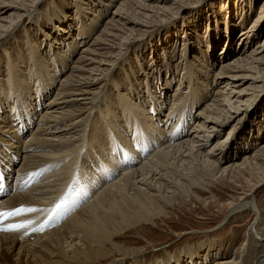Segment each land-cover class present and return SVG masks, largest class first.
I'll list each match as a JSON object with an SVG mask.
<instances>
[{"label": "bare ground", "instance_id": "6f19581e", "mask_svg": "<svg viewBox=\"0 0 264 264\" xmlns=\"http://www.w3.org/2000/svg\"><path fill=\"white\" fill-rule=\"evenodd\" d=\"M41 1L0 0V42L15 32L26 15L31 18V14H35L36 18L35 10ZM167 4L168 0H119L117 5H107L108 11L112 9L110 18L96 31L90 44L82 47V54L77 53L75 61L72 60L76 51L73 47L78 45L71 40L67 42L66 52L54 54L52 64L43 63L38 51L30 49L33 62L29 70L19 66L20 61L14 64L9 51L4 50L8 68L3 70L0 65V264H124L127 258L137 263L140 250L123 247L114 241L126 227L141 221L151 222L153 217L166 214L173 203L197 197L198 191L205 190L204 185L225 181L237 183L245 177L244 172L257 178L251 191L264 185V145L242 159H238V147L232 148V151L238 150L236 154L231 151L233 156L225 151L227 140L249 103H255L259 96V92L254 94V91H264V39L246 50L251 48L249 40L255 34L252 28L240 30L238 46L241 45V52L236 58L225 59L222 65L219 62L217 73L212 75L216 71L212 68L201 74L188 73L185 93L179 89L182 92L168 96L170 82L165 79L157 90H149L147 99L142 100V93L131 81L129 94L127 88L123 91L116 86V98L108 97L100 106L104 95L97 89L108 83L122 54L119 50L117 53L110 50L122 47L134 33H145V23L150 20L171 14L174 3ZM29 8L31 13H28ZM258 11L253 25L264 18V1ZM90 26L83 29L87 35L96 27ZM60 30L64 34L65 31ZM45 37L50 36L45 34ZM50 44L52 51L54 45ZM18 56L21 61L25 60L22 53ZM226 57L224 53L222 58ZM62 74L66 75L61 79ZM28 75H31L29 79ZM224 77L226 80L222 81ZM237 80H249V84L240 89ZM210 85L215 86L212 92ZM168 101L174 112L162 114ZM188 104L197 109L191 129L180 135L175 143L161 144L168 143L176 130L173 128L174 115ZM42 105L45 111L38 114ZM35 116L37 122L27 136L25 133L33 126ZM129 122H135L132 145L139 146L134 157L143 154L149 145L162 146L152 151L148 160H140L143 162L140 166L125 172L133 159L128 150L133 147L117 144L114 135L124 133ZM227 122L231 123L226 137L219 138L220 129ZM108 132L112 136H107ZM23 135L24 142L19 145ZM212 141L211 147L204 152ZM225 161L228 162L224 164ZM49 169L46 176L44 173ZM109 172L116 180L105 187ZM119 172L120 176H115ZM42 174L44 176L38 181ZM251 191L245 195H250ZM245 198L241 197L237 204L230 203L225 217L251 210L255 205ZM61 202L62 208L56 210ZM254 210L255 218L246 234L251 235L253 230L252 236L260 245L255 244L254 250H245L247 257L244 259L222 258L212 264H264V239L258 229L261 217L258 208ZM60 221L62 223L58 224ZM13 224L23 226L3 230ZM191 251L166 257V264L173 261L180 264L181 256L192 258L198 252ZM257 255L262 258L258 259Z\"/></svg>", "mask_w": 264, "mask_h": 264}, {"label": "rangeland", "instance_id": "374dc122", "mask_svg": "<svg viewBox=\"0 0 264 264\" xmlns=\"http://www.w3.org/2000/svg\"><path fill=\"white\" fill-rule=\"evenodd\" d=\"M117 1L119 2V0H42L35 10L37 12L36 18L34 16L35 14H31V18L29 15H26L22 21L23 23L16 27L14 33L3 37V40L1 39V69L5 67L8 68L7 56L4 50L9 51L8 53L14 64L20 61V64L18 63L19 66L29 70L32 67L31 62H33L32 58L30 59V49L36 52L38 51V58L40 57L43 63L50 62L49 64H52L54 54L66 52L67 42L71 43V41L77 42L78 45L77 48L73 47L76 51L74 52L75 55H72V60L75 61L78 54L79 56L82 54L83 48H85L84 46H88V43L90 44L89 41H92L94 36L96 37L98 33H96V31L100 30L101 26H105L107 23L106 21L110 18L112 9L110 8V11H108L107 5L108 7L111 3L117 5ZM263 1L264 0H168L166 6L174 3V5H172L171 14H166L158 19L150 20V22L145 23V25H147L145 27L147 30L145 33L142 31L140 34L134 33L122 43V47L110 50L112 53H117V50H119L122 54L117 64L114 66V71L108 83L106 82V85H103L104 88L101 85L97 89H101L103 92L102 95H104L100 106L108 100V97H113L112 99H115L118 88L123 91L127 88V93L129 94V88H132L130 86L131 81L133 85L137 86L136 88L138 91L142 93V100H145L147 99L145 97L149 93V90H157V86L165 82V79L168 83L170 82L167 95L171 96L176 92L179 93L184 91L185 93L187 87L185 85H188V79L186 78L189 77V74H201L203 70H211V68L212 70H216L212 75L215 72L217 73L219 62L220 65H222L226 62H223L225 59L236 58L235 56H238V53L241 52V45L238 46V41L241 39L240 30H249V28H252L255 32L253 36L251 33L253 38L251 37L252 40H249L251 41L249 43L251 48H247L246 50L252 49L256 43L264 39V18H262L257 25L252 24L255 17H257L258 10ZM31 10L32 9H30L28 13H31ZM77 10H81L82 12L80 11V13ZM93 23L98 28H96ZM89 24L95 28L87 35L83 29H87V27L90 28L91 26ZM60 29L65 31L64 34ZM257 31L258 34H256ZM44 33L50 37H45ZM120 34L122 33L120 32ZM55 37L58 38L56 39L57 42L56 40L54 42L51 40ZM50 43L54 45L52 51L49 49ZM21 53L25 58L24 61L18 58V55ZM224 53H226V58H222ZM28 61H30V63ZM191 64L194 65V69H192L193 65ZM210 64L214 66L210 67ZM28 65H30V67H28ZM52 68L51 66L50 70ZM3 72L4 74L7 73L6 71ZM239 72L240 74L246 73L242 71H238L237 73ZM186 73L189 74L187 75ZM66 74H62L63 76L61 79L64 78ZM29 77H31V75H28L27 78L29 79ZM57 77L56 81L59 80L60 74ZM224 80H226L225 77L222 78V81ZM236 82L239 83L238 88L240 89H245L249 84V80H243V82L242 80H237ZM55 86L56 82L53 83V87ZM210 87H212L210 90V92H212L215 86L210 85ZM175 88H178V90ZM262 89L264 90V87ZM258 92L259 96H257V100L255 103H249L248 109L242 120L236 125L235 131L229 136L226 143L225 151H228L230 155L236 154L238 150L240 151L238 159H242L244 155L247 154V156H251L256 152L258 147L264 145V91L260 92L256 90L254 94H258ZM47 98V96L44 98L43 103ZM44 106L45 105H42V113L39 112L38 114H43L45 111ZM169 106L170 101L164 106L162 114H166L169 111L172 113L174 112V110H170ZM178 111V114L176 113L174 115L175 124L173 128H176V130L168 140V143L162 141L163 143L161 144L163 145L175 143L180 135L187 133L189 128L191 129L193 126L191 123L195 120L194 116L197 113V109L194 108V106L192 107L191 104H188L185 107H180ZM37 116L34 117L33 126L25 135H31L30 133H32L31 131H33L37 122ZM230 123L231 122H227L225 126L220 129L219 138L223 139L226 137V130L230 128ZM134 125L135 122H129L127 130H125L124 133L122 132V134L117 133L114 135V137L116 136L114 140L117 144L121 142L133 147L132 150L125 148L131 152L133 158L125 169L126 171L124 170L125 172L138 167V165L140 166V162L143 163L140 160H148L155 150L162 146L160 144L149 145L145 148L143 154L134 157L133 155L139 151L138 145H132V129ZM25 135L22 136L19 145L24 142ZM108 135L110 136L111 133L108 132L107 136ZM124 135L126 136L123 137ZM212 144L213 141L207 145L204 152L207 151L208 147H211ZM233 147H238V150L232 151ZM20 159L21 156L18 157V161ZM95 162L96 160L94 163ZM138 162L139 164H137ZM227 162L228 161H225L223 163L225 164ZM14 167L12 168L13 172L16 171ZM128 168L129 170L127 171ZM50 171L49 169L44 174L49 175ZM125 172L123 173L125 174ZM44 174L39 176L38 181ZM120 174L119 172L115 176L119 177ZM243 175L245 177L239 179L237 183L225 181L224 183L204 185L205 190L198 191L199 193L195 191L197 192V197L190 196L182 202L177 201L173 203L172 206L167 208L166 214L153 217L151 222L141 221L123 229L121 233L114 238V241L121 244L123 247L140 250L141 252L138 258H142V261L139 259L137 263H134V261L131 260L132 258H127V260H124V264H152L155 261L160 264H166V257L176 255L179 252L181 254L184 250H193V252L191 251L193 254L195 250H198V252L195 253V256L192 258L181 256L180 264H212L215 260L235 256L238 258L241 257V259L246 258L247 254L245 255V250H254L257 245H260V242L255 240L257 238L252 236L254 233L253 230L252 233L250 232L251 235L246 234L249 233V226L255 218L256 210L254 209H256V207L261 217L258 229L260 230V235L263 234L262 238L264 239V185L251 191V185L257 178L246 172H244ZM113 176L114 175H111L109 172L105 187L115 182L114 180H116V178L114 179ZM247 178L249 182L245 180ZM38 181H36V183ZM36 183L32 184V186ZM250 191V195H245ZM241 192H244V194H240ZM241 197H246L245 200L252 202L255 206L253 208L251 207V210L247 209L230 218L229 216L225 217L228 213L230 203L237 204L240 202ZM62 221L58 224H61ZM249 240L251 241L249 242ZM209 253L211 257L207 256ZM215 253L216 256L214 257ZM256 257L258 259L262 258V256L259 255ZM172 264H176V262L173 261Z\"/></svg>", "mask_w": 264, "mask_h": 264}, {"label": "snow or ice", "instance_id": "6c2138e0", "mask_svg": "<svg viewBox=\"0 0 264 264\" xmlns=\"http://www.w3.org/2000/svg\"><path fill=\"white\" fill-rule=\"evenodd\" d=\"M63 206V202H61L60 204H57L56 206V210H60ZM16 212H19V209L16 210ZM13 213H8V215H12ZM2 215V214H0ZM23 225L20 224H13V225H9L7 228L3 229L5 231H10V230H15L18 229L20 227H22Z\"/></svg>", "mask_w": 264, "mask_h": 264}]
</instances>
